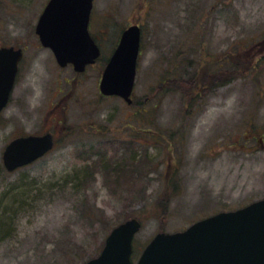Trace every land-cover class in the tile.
I'll use <instances>...</instances> for the list:
<instances>
[{
	"label": "rangeland",
	"instance_id": "1",
	"mask_svg": "<svg viewBox=\"0 0 264 264\" xmlns=\"http://www.w3.org/2000/svg\"><path fill=\"white\" fill-rule=\"evenodd\" d=\"M47 1L0 0V46L23 49L0 115V264H82L131 217L142 222L135 263L156 233L264 198V149L253 151L258 140L250 139L264 130V0H94L101 57L77 82L35 33ZM130 23L143 25L140 116L98 90L102 58ZM204 58L213 69L222 64L224 86L191 111L173 78L189 82ZM45 132L55 134L51 152L17 171L4 168L11 139ZM123 162L125 173L113 169Z\"/></svg>",
	"mask_w": 264,
	"mask_h": 264
},
{
	"label": "water",
	"instance_id": "2",
	"mask_svg": "<svg viewBox=\"0 0 264 264\" xmlns=\"http://www.w3.org/2000/svg\"><path fill=\"white\" fill-rule=\"evenodd\" d=\"M93 0H49L41 12L35 33L61 67L71 64L83 72L100 55L88 31ZM140 28L124 29L109 57L99 82L103 95L132 102ZM22 49L0 47V112L7 105L15 83ZM53 147L50 133L12 139L2 162L13 171L42 157ZM141 222L133 217L111 229L100 253L83 264H133L134 235ZM136 264H264V199L232 211L201 219L182 231L159 232L144 247Z\"/></svg>",
	"mask_w": 264,
	"mask_h": 264
},
{
	"label": "flooded vegetation",
	"instance_id": "3",
	"mask_svg": "<svg viewBox=\"0 0 264 264\" xmlns=\"http://www.w3.org/2000/svg\"><path fill=\"white\" fill-rule=\"evenodd\" d=\"M132 24H137L141 28V33H142L143 25L141 23H130L125 28H127L128 26H130ZM88 28H89V31H90L92 37L94 38V40L96 41V43L100 46V44L97 41V40H99V38L97 36H95L94 32L92 31V18L91 17H90V21H89ZM118 40H119V38H118ZM113 50H114V47H113ZM113 50H112V52H113ZM112 52H110V55H111ZM107 60H108V58L106 59V62H107ZM203 60L205 62L208 61L205 58ZM205 65L206 66H202V67L199 66L196 69V71L193 72V75H191L190 77L187 78L189 80V83H188V86H187L188 89L193 94V97L195 95L198 96V98L196 99V101L199 100L200 98L203 99L204 96H208L209 95V93L214 89L213 88L212 90H210V87H209L210 85L208 84L209 79L211 77H214L216 74H221L222 71L224 70L223 66H221L222 64H218L219 66H217V69L211 68L209 61ZM67 66L72 67L71 65H67ZM90 66H87L86 69H85V71L83 73H74V75L72 76V78H70V80H67V81L68 82H70V81H74L75 82V80H76V82H77L78 81V78L81 77L82 75H84L85 72H86V70H87V68H89ZM19 69H20V65H19ZM222 86H224V85H218V87H222ZM161 87L162 86H160V88ZM100 97H106V96L100 95ZM132 97H133V102L130 105H128V107H130V109H135V111H136V113L138 115L139 114H142L144 112V110L140 111L138 107L137 108L136 107L134 108V105H135L134 104V100H135L134 94H133ZM196 101H195V103H196ZM144 102H145V99H144ZM194 104L191 105V109H193L192 106H194ZM195 107H197V106L195 105ZM138 132H139V133H137L138 134V138H139L138 139V142L139 143H142L143 140H144V137H143L144 132H143V130H140V129L138 130ZM50 133L52 134L54 140H56L55 134L53 132H50ZM134 134H136V133H134ZM247 138H249V137H247ZM250 139L251 140L252 139L258 140V143L253 144V151H256V150H259V149H264V130L262 132L258 133V134H251L250 135ZM55 143H56V141H55Z\"/></svg>",
	"mask_w": 264,
	"mask_h": 264
},
{
	"label": "trees",
	"instance_id": "4",
	"mask_svg": "<svg viewBox=\"0 0 264 264\" xmlns=\"http://www.w3.org/2000/svg\"><path fill=\"white\" fill-rule=\"evenodd\" d=\"M218 72V71H217ZM216 72V73H217ZM167 78H166V80H171L172 81V77L171 78H169V76L167 75L166 76ZM181 80V78H173V81H175V82H177L178 83V85H179V87L181 88V89H184V91H185V96H186V98H187V100H188V107H191V105L192 104H194L195 102V100L198 98V96H194L193 97V94L190 92V90L188 89V83L189 82H185V81H180ZM179 81V82H178ZM223 81H224V75H223V71H222V73L221 74H216L214 77H211L210 79H209V81H208V84L210 85L209 87H210V90H212L213 88L215 89L216 88V86H218V85H224V83H223ZM213 89V90H214ZM194 102V103H193ZM134 108L136 107H138L139 108V110L140 111H142L143 109H144V105H145V102H144V100L142 99V98H140V99H135L134 100ZM195 108H193V109H191V111H193ZM131 110H135V109H131ZM136 112V111H135ZM138 116H140V115H138ZM128 123H127V125H130V121H128V120H126ZM139 122V121H138ZM102 128L103 129H101V131H104L105 133H107L108 132V130H106V128L105 127H103L102 126ZM140 130H143V132H144V135H145V139H146V128L145 127H141V128H139ZM157 129H159L158 127H157ZM154 133H157V134H155L156 136H154V139H158L159 137L162 139V134H161V132H158L157 130L154 132ZM170 137H172V136H170ZM137 139H138V137H137ZM170 138H166L165 136H164V140L165 141H167V143H168V147H167V149L168 150H171V145L170 144H172L171 143V141L169 140ZM132 157H136V156H132ZM132 161V160H131ZM103 166L104 167H109L108 166V164L107 163H105V162H103ZM116 167H118V168H113L114 170L115 169H117V170H119L120 169V172L119 173H122V172H124V171H126V169H125V167L126 168H128V166H125V164H124V162H123V164H121V165H115ZM113 173V172H112ZM125 173V172H124ZM118 174V173H117ZM113 182V181H112ZM10 204H12V203H10ZM12 210H13V206H11V209L8 211V213H9V215H11L12 216Z\"/></svg>",
	"mask_w": 264,
	"mask_h": 264
}]
</instances>
